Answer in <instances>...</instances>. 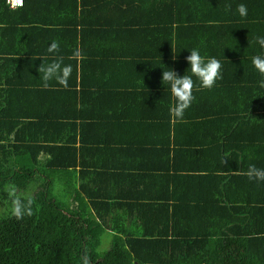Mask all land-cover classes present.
Instances as JSON below:
<instances>
[{
	"label": "trees",
	"instance_id": "1",
	"mask_svg": "<svg viewBox=\"0 0 264 264\" xmlns=\"http://www.w3.org/2000/svg\"><path fill=\"white\" fill-rule=\"evenodd\" d=\"M203 4L0 0V264H264V181L246 175L249 165L264 169V88L251 65L264 53V0ZM193 48L221 61L222 79L194 86L183 118L165 124L162 68L184 75ZM53 62L70 68L66 84L43 87L38 69ZM137 121L157 124L168 143L176 137L174 156L194 171L173 192L130 195L134 177L158 172L129 165L120 196L97 158V145L113 143L106 135L128 142ZM184 124L200 147L178 143L174 126ZM121 131L128 139H114ZM152 182L135 180L137 191ZM9 187L31 199V215L11 214Z\"/></svg>",
	"mask_w": 264,
	"mask_h": 264
},
{
	"label": "crops",
	"instance_id": "2",
	"mask_svg": "<svg viewBox=\"0 0 264 264\" xmlns=\"http://www.w3.org/2000/svg\"><path fill=\"white\" fill-rule=\"evenodd\" d=\"M216 0H204L203 7H208L212 5ZM236 2L242 3L245 1H251V0H235ZM208 5V6H207ZM254 7V4L251 5V9ZM40 12H42V9H40ZM187 24V23H186ZM209 34V33H207ZM18 48L22 47L24 45V42L21 41V43H17ZM35 43L32 42L28 46L29 48L34 47ZM74 96V95H73ZM203 105V104H202ZM201 106V105H200ZM198 106V107H200ZM63 110L62 107L58 108V112H61ZM154 110V109H153ZM194 110V109H192ZM195 111L198 112V109H195ZM161 113L164 115L159 118L161 121H163L165 124L168 121V118H171V120H175L173 116L170 115L169 108L164 111L158 110V113ZM137 115V112H136ZM140 117V116H139ZM141 126H132L130 129L128 128V123L125 122L124 128L132 134L129 138L130 140L128 142L118 144L113 139H111L113 136L106 135L107 138L112 140V144L106 145V144H99L96 147V155L97 158H102V161L108 162L107 164H110L112 167V178H118L117 183L118 185L114 186L117 187V194L120 196L126 195V191L128 189L127 184V176L129 174L128 167L131 166H138L137 172L141 170V168H149L152 169L158 173H148L144 172V174L147 176V178L142 177H134L131 181L133 182L131 194L133 196H140L145 195V193L148 196L158 197L161 195L167 194L166 192H173L175 190L174 187H177L180 185L179 180L180 177L184 176L185 174H188L190 172H194L190 169L189 164L184 161L182 157H175L173 146L176 144V137L174 143H168L166 136L163 135L162 132H157L159 126L157 124L153 125L150 122L145 123V121H137ZM151 124V125H150ZM193 125H178V131L176 133V128L174 126V132L175 135H178V143H181V141L184 143V145L196 146L200 147L201 139L196 138V136H199V132L192 128ZM252 131V130H250ZM135 134V136H133ZM116 140L122 141L124 139H128V134L125 132L116 134ZM251 134H248L249 137H251ZM134 137V138H133ZM134 145L128 146L129 142L136 141ZM216 151V150H215ZM218 152V151H217ZM187 161V154H185ZM221 154H223V151H221ZM216 155L213 156V160L217 161L215 158ZM92 157V156H91ZM197 157V155H196ZM201 158V161L203 160V157L199 155ZM92 161V160H91ZM208 166V163H205ZM177 167L175 170L174 167ZM130 174H138L134 173V171L130 172ZM137 179H153V182L149 184V187L142 188L144 186L141 185L139 188L140 192H138V187L135 184V180ZM177 180V181H176ZM115 184V180H112ZM130 181V182H131ZM172 181H175L173 184Z\"/></svg>",
	"mask_w": 264,
	"mask_h": 264
},
{
	"label": "clouds",
	"instance_id": "3",
	"mask_svg": "<svg viewBox=\"0 0 264 264\" xmlns=\"http://www.w3.org/2000/svg\"><path fill=\"white\" fill-rule=\"evenodd\" d=\"M236 12L239 16L244 17L247 15V8L243 4H240L236 8ZM256 43L261 49H264V36H257ZM225 48L232 47L225 46L223 51ZM57 51L58 44L57 42L52 41L47 47V52L55 54ZM172 52L173 55L171 58L172 60H175L177 53L173 48ZM189 53L190 54L185 58L187 61V68L185 69L184 75H179L169 66V70H165L161 67V83L164 88L167 86V90L170 92L172 100L169 112L176 120L182 119L184 111L190 106L193 99L192 92L194 86L198 89H211L218 80L222 79L223 76L221 61L216 57L205 58L201 55L199 50L195 48L189 50ZM251 65L261 78L258 81L259 86L264 88V53L253 55L251 57ZM38 72L40 79L43 81V87H48V81L51 79H55L59 84L65 85L70 73V68L68 66L61 67L59 62H53L46 65L42 64V66L39 67ZM186 72L188 74H186ZM193 78H195V80ZM246 175L250 181H264V169L257 168L254 165H249ZM7 197L10 201V212L17 219H20L24 215H31L32 201L30 198H21L17 195L14 187H9L7 189Z\"/></svg>",
	"mask_w": 264,
	"mask_h": 264
},
{
	"label": "built area",
	"instance_id": "4",
	"mask_svg": "<svg viewBox=\"0 0 264 264\" xmlns=\"http://www.w3.org/2000/svg\"><path fill=\"white\" fill-rule=\"evenodd\" d=\"M8 3L10 6L16 7L22 4V0H8Z\"/></svg>",
	"mask_w": 264,
	"mask_h": 264
},
{
	"label": "rangeland",
	"instance_id": "5",
	"mask_svg": "<svg viewBox=\"0 0 264 264\" xmlns=\"http://www.w3.org/2000/svg\"><path fill=\"white\" fill-rule=\"evenodd\" d=\"M1 214H2V212H0V216H1ZM108 238L107 237H105V242H104V244H103V246H102V248H105V249H107L108 248V246H106V245H108V243H109V241L110 240H108Z\"/></svg>",
	"mask_w": 264,
	"mask_h": 264
}]
</instances>
